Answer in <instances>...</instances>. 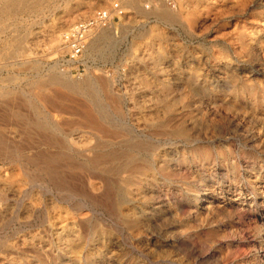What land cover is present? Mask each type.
Segmentation results:
<instances>
[{"label":"rangeland","instance_id":"1","mask_svg":"<svg viewBox=\"0 0 264 264\" xmlns=\"http://www.w3.org/2000/svg\"><path fill=\"white\" fill-rule=\"evenodd\" d=\"M12 1L0 0V263L264 264V0L159 4L181 22L147 0ZM115 3L125 17L78 71L63 35ZM89 66L93 88L51 83L81 89ZM100 154L117 158L97 170Z\"/></svg>","mask_w":264,"mask_h":264},{"label":"bare ground","instance_id":"2","mask_svg":"<svg viewBox=\"0 0 264 264\" xmlns=\"http://www.w3.org/2000/svg\"><path fill=\"white\" fill-rule=\"evenodd\" d=\"M136 1H139V0H136ZM141 1V0H140ZM210 1V0H209ZM129 2V1H128ZM213 2V1H212ZM22 6H24V7H26L27 5H26V2H25V0H13L12 2H10V3H8V4H6L5 5V8L7 9V11H11L14 7H22ZM1 7V6H0ZM144 9V8H143ZM158 9L159 8H154L153 9V11H151V15H153V16H158V17H160V18H162V19H164V20H166V21H168V22H172V21H182V17H181V14H179L178 13V11L177 10H167V11H161L160 12V10L158 11ZM211 10V9H210ZM247 10V9H246ZM212 11V10H211ZM202 16V15H201ZM113 26V25H112ZM112 26H110V27H112ZM110 27H108L109 29H107V28H105L106 30H104V31H102L101 32V35L99 34V36H97V37H95L94 39H93V41L91 42V44L89 45V47H88V49H87V57H88V61L90 62V61H94V59H95V56H96V54H97V45L98 44H100L103 40V38H109V37H111V35L113 34V32H115V29L114 28H110ZM259 31V30H258ZM100 32V31H99ZM98 34V33H97ZM251 34V33H250ZM252 36V35H251ZM261 36V35H260ZM256 38H258V37H256ZM249 39V38H248ZM250 41V40H249ZM256 42V41H255ZM252 43V42H251ZM102 44V43H101ZM100 44V45H101ZM250 44V43H249ZM231 47H232V45H231ZM237 47V46H236ZM63 49V48H62ZM105 49V48H104ZM239 50V49H238ZM86 51V50H85ZM101 53V52H100ZM240 53V52H239ZM84 55H85V52H84ZM105 55V54H104ZM236 58V57H235ZM264 60V59H263ZM71 62V61H70ZM232 62V61H231ZM237 63H238V61H237ZM71 64H73L72 62H71ZM83 64H84V66H86L87 67V70H88V64H87V62L85 61V58H84V56H83ZM222 64V63H221ZM235 64V63H234ZM165 68V67H164ZM91 67L89 66V73L87 74V77L85 78V81H84V83H85V85H83L82 84V87H81V89H80V86L81 85H79L80 83H79V81H78V83L79 84H77L76 83V81L74 80V78L73 77H71L70 75H67V74H64V75H62V76H64L65 78H64V80L62 79V78H54V79H52L51 80V83H53V84H55V83H57V84H59V85H62V86H66V88L67 89H69L70 91H72V92H78L79 90H80V92L83 90V89H86L85 87H90V88H93V86H95L96 85V79H95V74H93L92 72H91ZM221 69V68H220ZM223 69V68H222ZM212 70V69H211ZM104 75V74H103ZM82 76H84V75H81L80 77H82ZM106 83V82H105ZM105 88H107V87H104L103 89H105ZM94 90V89H93ZM85 91L86 90H84V93H85ZM91 91H92V89H91ZM101 91V90H100ZM107 91V90H106ZM98 92V91H97ZM96 92V93H97ZM94 93V92H93ZM92 93V94H93ZM95 93V94H96ZM99 93V92H98ZM82 94V93H81ZM86 95V94H85ZM84 95V96H85ZM144 95V94H143ZM124 96V95H123ZM96 99V98H95ZM101 99V98H100ZM100 99H99V101H100ZM35 101V100H34ZM71 101V100H70ZM74 101L76 102V100L74 99ZM73 102V101H72ZM96 102H97V100H96ZM101 102V101H100ZM126 102H127V100H126ZM99 104V103H98ZM101 104V103H100ZM99 104V105H100ZM98 105V106H99ZM102 105H104V103L102 104ZM54 106V105H53ZM84 106H86V105H84ZM97 106V107H98ZM103 107V106H102ZM154 107V106H153ZM104 108H106L105 106H104ZM87 109V108H86ZM85 109V110H86ZM107 109V108H106ZM103 110V108L100 110V111H102ZM76 111V110H75ZM99 111V112H100ZM107 111V110H106ZM154 111H156V110H154ZM263 113V112H262ZM48 114V113H47ZM82 115H84V114H82ZM81 115V116H82ZM106 115V114H105ZM95 116V115H94ZM93 115H92V113H91V111H89V110H86L85 111V119H86V122L89 124V125H91L90 127L92 128V129H94L96 132H102V130H101V125L98 123V120L94 117ZM102 116H104V115H102ZM156 116V115H155ZM217 116V115H216ZM113 117V116H112ZM115 118H116V120H118L117 119V117L116 116H114ZM83 118V117H82ZM110 120V119H109ZM115 120V121H116ZM83 121V120H82ZM121 121V120H120ZM125 121V120H124ZM122 123V122H121ZM120 123V124H121ZM51 124V123H50ZM110 124V123H109ZM113 124L115 125V123H114V121H113ZM77 126H79L80 127V125H77ZM122 127H124L123 125H122ZM104 128V127H103ZM83 129V128H82ZM105 129V128H104ZM52 130H53V132H55V133H58L59 132V127L58 126H56V125H53V128H52ZM88 130V129H87ZM62 131V130H61ZM95 131H93V132H95ZM88 132V131H87ZM106 132V131H105ZM104 134V133H103ZM107 134H108V132H107ZM96 135H97V133H96ZM120 135V134H119ZM98 136V135H97ZM111 136V135H110ZM92 137V136H91ZM110 139V138H109ZM140 139V138H139ZM61 140V139H60ZM89 140V139H88ZM104 140V139H103ZM136 140V139H135ZM65 141V140H64ZM66 141H67V139H66ZM83 141V140H82ZM113 141V140H112ZM49 142H50V140H49ZM67 143V142H66ZM82 143V142H81ZM61 144V143H60ZM120 144V143H119ZM62 146V145H61ZM100 146V145H99ZM99 146H97V147H95V148H98ZM113 146V145H112ZM63 148H64V146H63ZM67 149H68V147H66ZM102 147H99L98 149H101ZM66 151H68V150H66ZM94 151V150H93ZM115 151V150H114ZM83 152V151H82ZM81 152V153H82ZM143 154H145V153H143ZM73 155V154H72ZM180 157V156H179ZM115 158H117V156H115V155H113V154H106V155H96L92 160L90 159V164H92L94 167H96V169L98 170V168H100V166H102L104 163H107L109 160H112V159H115ZM129 159V158H128ZM131 159V158H130ZM133 160H135L134 158H132ZM140 159H141V156H140ZM144 159V158H143ZM143 159H141V160H143ZM133 160H126V165H124L125 167H131V166H133L132 164H133ZM145 160V159H144ZM143 163V162H142ZM144 164H146V163H144ZM147 165V164H146ZM114 166V165H113ZM145 166V165H144ZM153 169V168H152ZM131 177H133V176H131ZM130 177V178H131ZM134 177H137V179L135 178V180L133 179L132 181H137V182H139L141 179L139 178V176H134ZM127 178V177H126ZM45 179V178H44ZM43 179V180H44ZM54 181H56V179L54 178L53 179ZM35 183H37V182H35ZM100 183V182H99ZM38 184V183H37ZM36 184V185H37ZM43 185V184H42ZM45 185V184H44ZM113 185V184H112ZM114 186V185H113ZM41 187V186H40ZM24 188V187H23ZM42 188H45V187H42ZM20 189V188H19ZM42 190V189H41ZM46 193H48L50 196H52L54 199V202H58L59 201V199L57 200V197H55V195H54V191L53 190H50L48 187H46ZM124 191V190H123ZM238 191V190H237ZM29 193V192H28ZM259 193V192H258ZM44 194V193H43ZM17 195V194H16ZM23 195H24V193H23ZM48 195V196H49ZM57 195V194H56ZM60 195V194H59ZM64 195V194H63ZM62 195V196H63ZM70 195V194H69ZM66 196V195H65ZM72 196V195H71ZM126 196V195H125ZM2 197V196H1ZM24 197V196H23ZM29 197V196H28ZM76 197V196H75ZM197 197V196H196ZM4 198V197H3ZM21 198V197H20ZM19 198V199H20ZM44 198V197H43ZM68 198H69V196L66 198L67 200H68ZM78 198V197H77ZM231 198V197H230ZM42 199V198H41ZM80 199V198H79ZM235 199V198H234ZM3 200V199H2ZM6 200V199H5ZM70 200H71V198H70ZM233 200V199H232ZM250 200V199H249ZM38 201V200H37ZM65 201V200H64ZM234 201V200H233ZM3 202H5L4 200H3ZM9 202V201H8ZM13 202V201H12ZM25 202V201H24ZM48 202V201H47ZM69 202V201H68ZM67 202V203H68ZM86 202V201H85ZM210 202V201H209ZM235 202H237V201H235ZM251 202V201H250ZM38 203V202H37ZM44 203V202H43ZM72 203V202H71ZM3 204V203H2ZM12 204H14V203H12ZM61 204V203H60ZM70 204V203H69ZM49 205H51V204H49ZM66 205V204H65ZM71 205V204H70ZM69 205V206H70ZM52 206V205H51ZM77 206H80V205H77ZM75 207V206H74ZM73 207V208H74ZM81 207V206H80ZM108 207V206H107ZM17 208V207H16ZM15 208V209H16ZM29 208V207H28ZM44 208V207H43ZM71 208V207H70ZM72 208V209H73ZM83 208V207H82ZM40 209H42V207L40 208ZM66 209V208H65ZM28 210V209H27ZM75 210H77V209H75ZM80 210V209H79ZM93 210V209H92ZM17 211V210H16ZM45 211V210H44ZM43 211V212H44ZM72 211V210H71ZM41 212V211H40ZM72 212H75V211H72ZM22 213V212H21ZM36 213V212H35ZM39 213V212H38ZM37 213V214H38ZM77 213H78V211H77ZM4 214V213H3ZM16 215H17V213H15ZM14 214V215H15ZM59 214V213H58ZM24 215V214H23ZM45 215V214H44ZM22 216V215H21ZM40 216V215H39ZM56 216V215H55ZM46 218V217H45ZM2 219V218H1ZM0 219V220H1ZM6 220V219H5ZM15 220V219H14ZM46 220V219H45ZM82 220L83 219H75L74 220V225L75 226H81L82 225ZM9 221V220H8ZM68 221H69V219H68ZM71 221V220H70ZM44 222V221H43ZM5 223V222H4ZM46 224V223H45ZM44 224V225H45ZM71 223H69V225H70ZM4 225V224H3ZM42 225H43V223H42ZM46 226V225H45ZM48 226V225H47ZM61 226V225H60ZM3 227V226H2ZM57 227H59V225H57ZM71 227H72V225H71ZM50 228V227H49ZM56 229V228H55ZM20 230V229H19ZM58 230H63V227H60V228H58ZM68 234V233H67ZM51 235V234H50ZM76 235V234H75ZM28 236V235H27ZM26 236V237H27ZM38 236V235H37ZM23 237V236H22ZM65 237V236H64ZM72 237V236H71ZM75 237V236H74ZM25 238V237H24ZM28 238V237H27ZM63 238V237H62ZM5 239V238H4ZM16 239V238H15ZM23 239V238H22ZM28 239H30V238H28ZM56 240V239H55ZM14 241V240H13ZM12 241V242H13ZM57 241V240H56ZM17 245H19V243H16ZM23 244V243H22ZM41 245H43V244H41ZM87 246V245H86ZM44 248V247H43ZM42 248V249H43ZM4 249V248H3ZM85 249H86V247H85ZM12 250V249H11ZM15 251V250H14ZM17 254V253H16ZM8 255V254H7ZM6 255V256H7ZM8 257V256H7ZM10 257V256H9ZM82 259V258H81ZM83 260V259H82ZM2 262V261H1ZM10 262V261H9ZM18 262V261H17ZM15 263V262H14ZM0 264H2V263H0ZM29 264V263H28Z\"/></svg>","mask_w":264,"mask_h":264},{"label":"built area","instance_id":"3","mask_svg":"<svg viewBox=\"0 0 264 264\" xmlns=\"http://www.w3.org/2000/svg\"><path fill=\"white\" fill-rule=\"evenodd\" d=\"M160 3L175 8L173 0H147L145 10L157 8ZM125 10L120 3H115L110 10L96 11L90 18L81 20L63 35V44L67 49L69 61L78 71L84 68L83 56L90 40L101 30L114 24L116 20L125 17Z\"/></svg>","mask_w":264,"mask_h":264}]
</instances>
